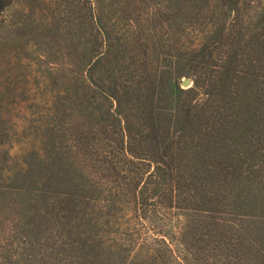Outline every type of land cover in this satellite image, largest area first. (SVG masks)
<instances>
[{"label": "trees", "instance_id": "trees-1", "mask_svg": "<svg viewBox=\"0 0 264 264\" xmlns=\"http://www.w3.org/2000/svg\"><path fill=\"white\" fill-rule=\"evenodd\" d=\"M236 1L194 3L214 8V25L209 30L212 38L218 12L222 8L232 12ZM9 3L0 0V18ZM92 17L96 26L91 19L92 31L100 43L93 48L94 60L88 64L87 74L76 78L87 93L78 98L80 103L64 108L59 119L62 127L50 128L54 122L48 121V137L70 132L77 116L74 111L77 108L82 114L84 104L91 118H97L98 108L107 106L113 120L128 125L143 106L147 79L138 69L133 70L132 64L121 66V75L114 73L108 87L95 81L90 71L96 63L107 59L111 64L118 52L109 57L114 44L107 40L112 39L98 24L94 8ZM206 51L207 58L196 60L193 66L194 87L179 88L180 96L187 98L173 115L194 127L200 119L203 134L189 138L184 133L169 142L154 140L152 152L148 137L137 146V136L141 137L143 130L126 126L116 155L108 160L116 166L115 158H120L128 167L119 172L114 168L108 175L109 164L97 163L103 178L110 176L113 181H109L116 184L100 209L92 196L83 194L93 187L90 174V182L81 175L76 184L77 176L66 174L64 157H54L48 151L41 161L45 166L37 171L33 167L25 171L20 165L2 170L0 166V264H264L256 218L237 209L229 190L232 173L243 167L247 176L264 181V75L253 72L257 65L250 60L228 57L230 60L212 62L210 48H199V52ZM174 84L171 81L168 90ZM252 112L257 116H250ZM51 143L54 147L55 141ZM159 144L165 147L164 153ZM173 149L177 154L168 156V150ZM5 161L10 163L7 158ZM99 190L106 193L105 188ZM31 214L43 219L34 223Z\"/></svg>", "mask_w": 264, "mask_h": 264}, {"label": "rangeland", "instance_id": "rangeland-1", "mask_svg": "<svg viewBox=\"0 0 264 264\" xmlns=\"http://www.w3.org/2000/svg\"><path fill=\"white\" fill-rule=\"evenodd\" d=\"M9 2L0 18V166L2 170L20 165L19 168L25 171L32 167L37 171L39 166L41 169L45 166L41 161L48 157V151L54 157H64L62 163L66 174L72 172L77 176L76 184L82 176L90 182L87 177L90 174L93 184L90 190L93 192L89 190L83 194L89 198L92 196L93 203L97 202V210L106 204L105 197H109L111 186H116L109 181L110 176L103 178L97 163L105 161L109 164V170L105 171L108 175L114 173V168L119 172L128 167L120 158H115L116 166H111L108 160L116 155L126 126L140 127L143 133L141 137L137 136V146L148 137L152 152H155L154 140L169 142L172 137L184 136V133L189 138L203 134L200 119L194 127L177 116L173 117L179 103L186 97L180 96V90L194 87L196 60L207 58L208 51L199 52L202 45L210 48L212 62L228 57L250 60L257 65L253 72L264 75V0H237L232 12L222 8L216 16L213 38L209 30L214 25L211 19L214 8L196 7V0ZM92 8L98 24L112 39L107 43L114 44L109 57L117 52L118 57L111 64L107 59L100 60L90 72L100 86L106 84L108 87L114 73L116 77L121 75V66L132 64L133 70L138 69L147 80L151 78L145 81L143 106L135 119H129L133 124L128 125V122L113 120L109 112L107 114V106L97 109L99 120L91 118L84 104L82 114L73 108L77 116L70 132L65 131L61 137L52 133L48 137V121L54 122L50 128L57 124L62 127L59 119L64 108L80 103L82 93H87L79 87L81 82L76 83V78L87 74L88 64L92 58L94 60L93 48L100 43V40L96 41V32L92 31ZM231 31L235 33L231 34ZM233 35L235 37L231 38ZM79 36H83V40ZM122 60L125 63L122 64ZM163 79L164 84L160 83ZM185 79L191 80L190 88L183 87ZM171 81L175 84L168 90ZM252 115L257 116L254 112L250 113ZM114 130L118 132L117 136H113ZM107 140H110L109 148L105 146ZM52 141H55L54 147ZM160 146V152L164 153L165 147ZM176 151L168 150L167 155H175ZM5 158L10 160L9 164ZM246 173L245 167L233 172L229 190L237 209L256 218L260 230L258 239H262L264 247V181L253 179ZM100 188H105L106 193H101ZM31 218L34 223L43 219L33 214Z\"/></svg>", "mask_w": 264, "mask_h": 264}, {"label": "water", "instance_id": "water-1", "mask_svg": "<svg viewBox=\"0 0 264 264\" xmlns=\"http://www.w3.org/2000/svg\"><path fill=\"white\" fill-rule=\"evenodd\" d=\"M184 88H190L191 85V80L190 79H185L182 83Z\"/></svg>", "mask_w": 264, "mask_h": 264}]
</instances>
